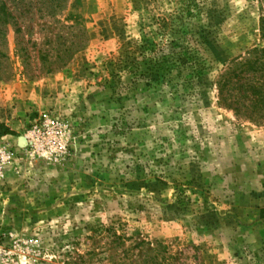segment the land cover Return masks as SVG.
I'll return each instance as SVG.
<instances>
[{
    "label": "rangeland",
    "instance_id": "374dc122",
    "mask_svg": "<svg viewBox=\"0 0 264 264\" xmlns=\"http://www.w3.org/2000/svg\"><path fill=\"white\" fill-rule=\"evenodd\" d=\"M0 4V264H264V0Z\"/></svg>",
    "mask_w": 264,
    "mask_h": 264
},
{
    "label": "trees",
    "instance_id": "16d2710c",
    "mask_svg": "<svg viewBox=\"0 0 264 264\" xmlns=\"http://www.w3.org/2000/svg\"><path fill=\"white\" fill-rule=\"evenodd\" d=\"M1 17H5V20L12 18L7 14L6 6L2 4L0 20ZM250 74L259 77L252 78ZM241 75L243 76L236 83L232 81L235 75L231 72L220 79L218 84L220 101L242 117L261 118L264 114V51H256L252 60L243 65ZM8 132L6 135L10 134ZM262 215L264 217V211Z\"/></svg>",
    "mask_w": 264,
    "mask_h": 264
}]
</instances>
